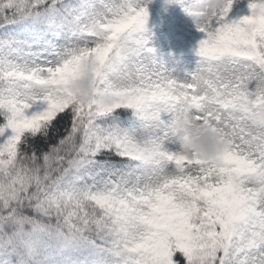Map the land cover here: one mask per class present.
<instances>
[{
	"label": "snow or ice",
	"instance_id": "1",
	"mask_svg": "<svg viewBox=\"0 0 264 264\" xmlns=\"http://www.w3.org/2000/svg\"><path fill=\"white\" fill-rule=\"evenodd\" d=\"M166 2L204 34L183 80L152 44L151 0H0V264H264V0L231 22L236 0L211 18ZM183 103L218 158L180 151Z\"/></svg>",
	"mask_w": 264,
	"mask_h": 264
},
{
	"label": "clouds",
	"instance_id": "2",
	"mask_svg": "<svg viewBox=\"0 0 264 264\" xmlns=\"http://www.w3.org/2000/svg\"><path fill=\"white\" fill-rule=\"evenodd\" d=\"M225 0H200L198 11L211 18L223 6ZM71 88L77 99L89 103L95 96L94 77L84 73L71 82ZM253 126L264 127V107L257 108L250 117ZM172 127L177 137L180 151L190 157L204 160L218 158L226 148L220 133L211 126L198 122L192 115V106L181 104L172 116Z\"/></svg>",
	"mask_w": 264,
	"mask_h": 264
},
{
	"label": "rangeland",
	"instance_id": "3",
	"mask_svg": "<svg viewBox=\"0 0 264 264\" xmlns=\"http://www.w3.org/2000/svg\"><path fill=\"white\" fill-rule=\"evenodd\" d=\"M241 1L248 0H236L235 3ZM150 5L162 6L164 11V17L155 22L150 31L152 44L158 54L162 55L165 68L179 80L190 78L196 68V56L192 47L196 41L204 38V34L197 30L192 19L179 5L169 4L166 0H151ZM165 147L175 150L178 144L165 142Z\"/></svg>",
	"mask_w": 264,
	"mask_h": 264
},
{
	"label": "trees",
	"instance_id": "4",
	"mask_svg": "<svg viewBox=\"0 0 264 264\" xmlns=\"http://www.w3.org/2000/svg\"><path fill=\"white\" fill-rule=\"evenodd\" d=\"M148 12H149V21H148V27H150L158 18L161 17V12L159 9H157L155 6L147 5ZM250 10L248 8V2H243L238 4L237 6H232L230 12L228 13V16L226 17V20L231 22L233 20H238L244 15H249ZM198 43L196 44V46ZM195 46V47H196ZM0 123H3V118L0 117ZM11 130L8 129L5 133L4 137H0V142H3L4 139L7 138V136H10Z\"/></svg>",
	"mask_w": 264,
	"mask_h": 264
}]
</instances>
